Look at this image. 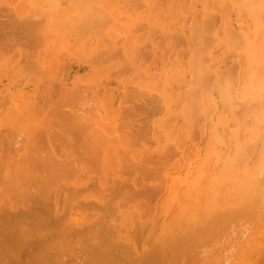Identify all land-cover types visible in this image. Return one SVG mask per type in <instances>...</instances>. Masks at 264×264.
<instances>
[{"label": "bare ground", "instance_id": "bare-ground-1", "mask_svg": "<svg viewBox=\"0 0 264 264\" xmlns=\"http://www.w3.org/2000/svg\"><path fill=\"white\" fill-rule=\"evenodd\" d=\"M164 1L0 4V122L32 139L23 153L20 130L0 143V264H264V114L211 103L217 79L245 72L250 43L264 45V0H191L196 20L181 0L169 19ZM178 15L188 24L169 26ZM132 25L148 30L145 47ZM165 40L162 71L145 67ZM66 56L96 70L78 67L66 87L55 69Z\"/></svg>", "mask_w": 264, "mask_h": 264}, {"label": "rangeland", "instance_id": "rangeland-1", "mask_svg": "<svg viewBox=\"0 0 264 264\" xmlns=\"http://www.w3.org/2000/svg\"><path fill=\"white\" fill-rule=\"evenodd\" d=\"M16 1H17V2H16ZM165 1H166V2H165ZM165 1L162 2V3L160 4V7H162V8L165 7V9H168V10L170 9L169 13H168V10H166V13H168V15L164 12V13H165V16L168 17L169 19H172V18H174V16H177V10H178L179 6H181V8L186 6V7L184 8V9H185V12H189V13H192V14L196 15V17L194 18L195 20H196L197 17H200V16H201L200 19L203 18L202 15H201V13H200V12H197V10H195V8H191V9H189V6L191 7V5H189V3H190L191 0H181V3L178 2V3H179V6L176 5L177 1H176L175 4H174V3H173L174 1L171 0V3L173 4V6H174L175 8H176V6H177V8H176L177 10H175V9L173 8V11L171 10V9H172L171 6H170V8L167 6L168 4L171 5V3L169 2L170 0H165ZM178 1H180V0H178ZM2 2H3L4 4H7V5H5V6H8V5H9L8 7H9V8H12V10H13L14 8H17V7L25 8L27 2H30V0H5V2H4V0H2V1L0 0V4H1V5H4V4H2ZM15 2H16V3H15ZM167 2H168V3H167ZM132 3H134V4H131V2L128 3V4L131 5V7H132V5H134V6L137 5L136 2H132ZM187 3H188V5H187ZM214 3H215V7H216V6H217V0H216V2H214ZM214 3H213V5H212L213 7H214ZM180 4H181V5H180ZM185 4H186V5H185ZM223 4H226V3H223ZM129 5H127V8H128ZM184 5H185V6H184ZM166 6H167V7H166ZM129 7H130V6H129ZM135 8H136V7H135ZM197 8H198V7H197ZM130 9H131V8H130ZM136 9H138V7H137ZM136 9H135V10H136ZM160 9H161V8H160ZM192 9H194V10H192ZM131 10H132V11H135V10H134V7H133ZM190 10H191V11H194V12H191ZM162 11H164V10H162ZM181 12H182V9H181ZM181 12H180V14H181ZM178 13H179V12H178ZM1 14H2L1 17H2L4 14L6 15V13H3V12H2ZM198 14H199V15H198ZM214 14H215V13H214ZM5 15H4V17H7V16H5ZM179 16H181V18H180ZM4 17H2V18L4 19ZM8 17H9V16H8ZM3 19H2V20H3ZM5 19H6V18H5ZM177 19H178V22L180 21L179 23L177 22ZM184 20H185V21H184ZM186 20H188V19H187V18L184 19V16H183V15H178V17H176V19L173 20V21H172L171 23H169L168 25H169V26H179V25H182L181 22H183V21H184L183 23H187ZM195 20H192V21H194V23H195ZM197 20H198V19H197ZM139 23H142V24H141V26H142V25H143L144 23H146V22H144V23H143V22H138V25H140ZM194 23H193V24H194ZM196 23H197V22H196ZM187 24H188V23H187ZM18 27H19V26H18ZM131 29H133V25L131 26ZM142 29H144V30H142ZM142 29L139 30V31H135V30L133 29V34L135 35V38H138V39L136 40V42H135V43H137V44H136L137 46H143L144 43L148 42V41H146V40H148V39H147V38H148V34H147V33H144V32H147L148 30H145V28H142ZM16 30H17V29H16ZM160 31H161V30H159V31L155 34L156 37H159V36H161L162 34H164V32H160ZM146 37H147V38H146ZM174 39H175V38H174ZM167 41H168V40H165L163 43H161V44L159 45L158 49L156 48V51L154 52V54H153V51H152V56H151V58H150V61H149V60L147 59V57H146V59H147L149 62L145 64V67H146V66H149V65H151V64H154V65L157 66V71H162V69H163V68H162V63L164 62L163 66H164L165 63H166V61H163V62H162V59H163V58H162V57H163L162 50H165L164 53L166 54V57L168 56V58L170 57L169 55H170L172 52H174V50L172 51V50L169 48L170 46L168 47V45H167L168 42H167ZM173 41H174V40H173ZM235 41H236V40H235ZM235 41H233V44H232V45H235V44H236V43H234ZM18 44H20V43L18 42ZM184 45H185V44H183V46H184ZM186 45H187V44H186ZM145 46H146V44L144 45V47H145ZM150 47H151V46H150ZM150 47H149V48H150ZM40 48H41V47H40ZM40 48H39V49H40ZM133 48L135 49V51L138 50V47L133 46ZM139 48H140V47H139ZM141 48H142V47H141ZM141 48H140V49H141ZM159 48H160V49H159ZM136 49H137V50H136ZM142 49L145 50V51H147L148 48H146V49L142 48ZM142 49H141V50H142ZM151 49H152V48H151ZM151 49H150V50H151ZM40 50L42 51V50H43V47H42ZM40 50H39V51H40ZM143 50H142V51H143ZM148 50H149V49H148ZM169 50H170V51H169ZM171 51H172V52H171ZM159 52H160V54H159ZM167 52H168V53H167ZM136 53H137V52H136ZM150 54H151V53H150ZM165 54H164V55H165ZM136 56H137V54H136ZM144 56H146V54H145ZM144 56H143V55H142V56H139V58H138V62H140V60L143 59ZM148 56H149V53H148ZM157 57H158L159 59H158ZM164 58H165V57H164ZM168 58H167V59H168ZM229 58H230V57H229ZM229 58L227 59L226 64H229V62H228V61H229ZM64 59H65V61H60V62H57V63H56V65H55V69H56L57 73L60 74V75H59V78H60V79L64 76L61 80H62L63 82H65L66 87H67V86H71V84H72V83H71L72 73H73V72L75 73V71H76L77 69L80 68V70L83 71V72H85L84 70H86V69H89L90 71H95V70H96V68H93V64L90 63V62H83V60H79V62H78V57H76V56H74V57H67V56H66V57H64ZM79 59H80V58H79ZM117 59H118V58H117ZM117 59H116V60H117ZM87 60H88V59H87ZM164 60H165V59H164ZM141 61H142V60H141ZM144 62H147V61H145V59H144ZM61 64H64V66H65L63 69L59 67ZM78 64H79V65H78ZM78 67H79V68H78ZM118 67H119V65H118L116 68H114V70H113V74H114V71H116ZM65 68H66V70H65L66 72L64 71ZM69 70H71V73L69 72ZM62 71H64V73H63ZM142 71H143V70H142ZM61 72H62V74H61ZM69 73H70V74H69ZM117 73H118V72H117ZM117 73H116V74H117ZM63 74H64V75H63ZM119 74H120V73H119ZM120 75H121V74H120ZM126 75H127V74H126ZM129 75H130V74H128V76H129ZM113 76H116V75H113ZM124 76H125V75H124ZM65 77H66V78H65ZM116 78H117V77H116ZM119 78H120V79L123 78L124 80H125V79H128L127 76H126V77H123L122 75H121V77H118L117 79L120 80ZM123 79H121V81H122ZM61 80H60V82H61ZM104 80H106V79H104ZM107 80H108V78H107ZM126 82H127V81H126ZM107 84H109V83H107ZM126 84H127V83H126ZM34 86H35L34 83H30V84L26 85V87L29 88V89L34 88ZM110 86H111V85H110ZM123 86H124V85H123ZM123 86H122V89H121V93H120L119 96H118V98H119L120 100H121L122 98L126 97V95H128L127 92H126V90H128V88H127L128 86L125 85V88H124ZM57 87H58V86H57ZM57 87H56V88H57ZM66 87H65L64 89H66ZM123 88H124V92L122 91ZM64 89H63L62 91H65ZM125 89H126V90H125ZM51 90H52V92H54V91L56 92L58 89H57V90H53V89H51ZM130 90H132V89L130 88ZM58 91H59V90H58ZM69 91H70V90H69ZM116 91L119 92V90H116ZM52 92H51V96H52V95H56V94L59 93V92H56V94H55V92H54V93H52ZM128 92L130 93L129 90H128ZM65 93L67 94V93H69V92H68V91H67V92L65 91ZM62 94H63V93H62ZM121 94H122V95H121ZM67 95H68V94H67ZM69 95H70V93H69ZM69 95H68V97H70ZM120 95H121V96H120ZM129 95H130V94H129ZM49 96H50V94H48L47 97H49ZM57 96H58V95H56V97H57ZM62 96H63V95H62ZM62 96H61V98H63ZM53 97H54V96H52L51 98H53ZM56 97H54V98H56ZM59 97H60V96H59ZM68 97L66 98V97L64 96V98L68 99L67 102L70 101V99H71V97H70V99H69ZM51 98H49V99H51ZM64 98H63L64 102L67 103V102L65 101ZM72 99H74V98H72ZM127 99L129 100L128 96H127ZM130 99H131V98H130ZM56 100H57V99H55V101H56ZM9 101H10V100H7V102H6V100H5L4 102H0V106H2V105H6L7 103H9ZM58 101H59L60 103L63 102V101H61V99L58 100ZM58 101H57V103H59ZM72 101H73V100H72ZM129 101H131V100H129ZM132 101H136V100L132 99ZM47 102H48L49 104H51V105H52L53 103H54L53 105L56 104L55 106H57L58 109H59L62 105H64V104L61 105V104L59 103V105H60V107H59V105H57V103L54 102V101L51 102V103H50V101H47ZM64 102H63V103H64ZM120 102H121V101H120ZM140 102H141V101H140ZM68 103H69V102H68ZM71 103L73 104V102H71ZM127 103H128V101H127ZM127 103H126V106H127V109L129 110V108H128L129 105H128ZM129 103H130V102H129ZM134 103H135V102H134ZM134 103H131V104H133L132 106H135V107H136V106H137V107L139 106V104L136 103V104L134 105ZM75 104H76V103H74L73 105H75ZM51 105H50V106H51ZM53 105H52V106H53ZM67 105H68V104H67ZM73 105H70L69 107H72ZM50 106H49V108H50ZM55 106H54L53 108H52V107H51V108H52V109H56ZM123 106H124V105H123ZM126 106H125V107H126ZM64 107H67V106H64ZM64 107H63V108H64ZM125 107H123V108H125ZM63 108H62V109H63ZM123 108H122V109H123ZM64 109H65V108H64ZM136 109H137V108H136ZM136 109H135V113L137 112ZM66 110H67V109H66ZM68 110H70V108H69ZM140 110H142V109H140ZM140 110H139V111H140ZM147 110H148V111H151L150 109H147ZM147 110H146V111H147ZM61 111H62V110H61ZM64 111H65V110H64ZM70 111H71V110H70ZM139 111H138V112H139ZM146 111H144V113H147V114H148V112H146ZM53 112H54V110H53ZM72 112H73V111H72ZM133 112H134V110H133L131 113H133ZM140 112H141V111H140ZM129 113H130V112H129ZM131 113H130V116L132 115ZM142 114H143V113H142ZM142 114H141V115H142ZM124 115H125V114H124ZM126 115H127V117L129 116L127 110H126ZM141 115H138V116H140V117H137V118L135 119V118L133 117V116H134V113H133V116H131L132 118H130V119L127 118V121H128V119L131 120V121H132V119H133V120H139V119H140V121L143 120V121H142V124L144 125V123H145V122H144V118L142 119L143 116H141ZM144 115H145V114H144ZM130 116H129V117H130ZM135 116H136V115H135ZM156 116H157V117H156ZM156 116H155L156 120L160 121V118H159V117H161L162 115H156ZM58 120H59V119H58ZM140 121H139V122H140ZM55 122H56V120H55ZM60 122H61V121H60ZM0 123H3V122H0ZM4 123H5V124H4ZM4 123H3L4 125H3V124H2V125L0 124V126H1V127H0V130H1V133L3 134V140L0 139V143H1V141L4 142V140H5V145L7 144L6 146H7V147H8V146L10 147V145L13 143V141H15V140H14L15 136L19 135V130H20V134H22V136H20V140H19V141H20V143H21L22 145H23L24 143H25V144H24L23 146H20L21 144H19V146L16 145L17 147H15V148H16V150H21V149L24 150V149L26 148V146H28V143H29V142L31 143V140H32V139H30V138L28 139L29 136H28V137H25V136L29 135L27 132H25V131L23 130L27 135H26L25 133L22 132V129L25 128V126L16 127V124H15V123L12 124V125H10L9 122H4ZM66 123L68 124V122H66ZM130 123H131V122H130ZM134 123H135V121H134ZM134 123H131V124L134 125ZM137 123H138V121H137ZM137 123H135V124H137ZM64 124H65V123H64ZM64 124H63V126H64ZM142 124H141V122H140V124L138 123L137 125L139 126V125H142ZM6 125H7V126H6ZM54 125H56V124L54 123ZM68 125H70V124H68ZM68 125H65V127L68 126ZM71 125H72V124H71ZM134 126H135V125H134ZM71 127H72V126H71ZM135 127H137V126H135ZM8 128H9V129H8ZM11 128H13V129H11ZM15 128H18V130H15ZM26 128H27V127H26ZM66 128H68V127H66ZM138 129H139V130H138ZM197 129H198V128H197ZM197 129H196V130H197ZM10 130H12V131H10ZM13 130H14V131H13ZM137 130H138V132H139L140 130L142 131V127H141V129H140L139 127H137ZM198 130H199V129H198ZM198 130H197V131H198ZM17 131H18V132H17ZM28 131H29V130H28ZM67 131H68V134H73V133H74V132H73V127H72V128L69 127V129H68ZM141 131H140V132H141ZM199 131H200V130H199ZM7 132H8L9 134H8ZM135 132H137V131L135 130ZM135 132H134V133H135ZM138 132H137V134H138ZM11 133H12V134H13V133H14V134H15V133H18V134L14 135V137H13V135H11ZM195 133H196V134H198V133L201 134V135H200V139H199V138H198V139L193 138V137H195L194 132H193V134H192V135H194V136H191V137H192L194 140H197V142L199 141L200 143L203 144V141H204V140H203V139H204V136H202L203 134H202L201 132H198V133L195 132ZM135 134H136V133H135ZM137 134H136V135H137ZM139 134H140V133H139ZM139 134H138V135H139ZM142 134H143V133H142ZM23 135H25V136L23 137ZM177 135L179 136L180 134L177 133ZM198 135H199V134H198ZM31 136H33V135L30 134V137H31ZM196 136H197V135H196ZM74 137H75V135H74ZM74 137H73V135H72L73 140L75 139ZM191 137H190V138H191ZM4 138H5V139H4ZM7 138H8V139H7ZM31 138H32V137H31ZM192 138H191V139H192ZM22 139H23V140H22ZM24 139H25V140H24ZM193 139H192V140H193ZM6 140H7V141H6ZM76 140H77V139H76ZM11 141H12V143L10 144ZM26 141H27V142L29 141V142L27 143ZM22 142H23V143H22ZM1 144H2V143H1ZM1 144H0V146H1ZM9 144H10V145H9ZM3 145H4V144H2V146H3ZM12 146H13V144H12ZM22 147H23V148H22ZM30 149H31V148H30ZM22 150H21V151H22ZM26 151H27V149H25L24 152H26ZM5 152H6V151H5ZM10 153H11V152H10ZM13 153H14V152H13ZM22 153H23V151H22ZM25 154H26V153H25ZM25 154H24V156H25ZM5 155H7V152L5 153ZM13 155H14L16 158H17V156H18V154H16V153H14ZM26 155H27V154H26ZM20 156H21V155H20ZM18 157H19V156H18ZM20 158H21V157H20ZM2 160H3V157H1V153H0V163H1V165H0V169H1V168H2V169H6V165H5V163L2 162ZM26 160H27V158H26ZM143 199H144V198H143ZM145 200L149 201L150 199H145ZM147 201H146V203L148 204ZM150 203L154 204V203H153V200H152V202L149 201V204H150ZM152 204H150V205H152Z\"/></svg>", "mask_w": 264, "mask_h": 264}, {"label": "clouds", "instance_id": "clouds-1", "mask_svg": "<svg viewBox=\"0 0 264 264\" xmlns=\"http://www.w3.org/2000/svg\"><path fill=\"white\" fill-rule=\"evenodd\" d=\"M248 67L241 74L234 76L227 75L218 78L214 91L216 95L211 97L212 105L222 104L226 109L235 111L243 104L260 105L264 114V45L257 47L255 42H251L247 50ZM239 129H234L237 134ZM218 143H223V137L217 135ZM238 150L243 149V145L237 143ZM260 175H264V154L258 164Z\"/></svg>", "mask_w": 264, "mask_h": 264}]
</instances>
